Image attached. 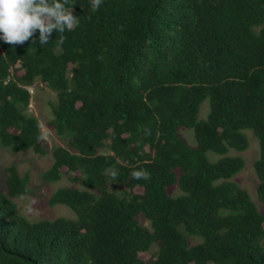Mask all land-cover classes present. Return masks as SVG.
Segmentation results:
<instances>
[{
    "label": "trees",
    "instance_id": "16d2710c",
    "mask_svg": "<svg viewBox=\"0 0 264 264\" xmlns=\"http://www.w3.org/2000/svg\"><path fill=\"white\" fill-rule=\"evenodd\" d=\"M69 5L79 24L62 44L59 33L40 46L0 41V144L48 155L29 88L55 92L51 125L69 148H52L43 180L68 179L49 204L75 218L30 221L15 201L31 192L29 174L7 167L0 264H264V210L233 180L245 159L229 156L249 149L252 131L264 204V0ZM141 169L148 178L133 179ZM175 186L183 195L168 193Z\"/></svg>",
    "mask_w": 264,
    "mask_h": 264
},
{
    "label": "rangeland",
    "instance_id": "374dc122",
    "mask_svg": "<svg viewBox=\"0 0 264 264\" xmlns=\"http://www.w3.org/2000/svg\"><path fill=\"white\" fill-rule=\"evenodd\" d=\"M263 26L256 27L258 32ZM30 91L32 94V101L30 111L38 117L43 128V140L45 147L48 148L49 154L42 156L36 154L33 150L22 153H14L10 149L2 147L0 144V190L6 192V168L15 165L19 168L22 175L29 174V187L31 192L24 196L17 198L15 201L19 205L20 212L32 222H40L42 220H55L59 217L75 218V213L64 205L51 206L49 204L50 197L59 189L69 186V181L65 177L58 182L51 184L43 180V173L48 170L53 164L51 150L56 145H61L69 148V141L56 134L51 125L53 119L52 104L57 101L56 93L50 90L45 84L38 82ZM210 101L207 99L201 107L199 118L206 120L210 114ZM180 135L186 140L191 147H197V139L193 129L181 127L179 129ZM249 136L250 147L245 152L232 151L229 156H242L246 161L244 170L234 177V181L246 189L252 199L257 203L260 210H264V204L259 202L257 196L258 178L255 173L254 163L260 156V146L257 138L252 131L247 130ZM207 157L211 162H218L222 156L209 151ZM140 192V189L136 190ZM168 193L173 197L183 195V192L178 186L168 189ZM141 223L148 226V222L141 218ZM157 247H154L150 252L141 253L140 258L147 261L154 257Z\"/></svg>",
    "mask_w": 264,
    "mask_h": 264
},
{
    "label": "clouds",
    "instance_id": "9594fccd",
    "mask_svg": "<svg viewBox=\"0 0 264 264\" xmlns=\"http://www.w3.org/2000/svg\"><path fill=\"white\" fill-rule=\"evenodd\" d=\"M104 0H90V7L99 9ZM79 24L73 15L69 0H0V41L22 45L30 41L46 45L53 33L60 34L57 44L63 43V34ZM38 32V35H37ZM116 176L115 170L110 174ZM147 171H132L136 180L147 179Z\"/></svg>",
    "mask_w": 264,
    "mask_h": 264
},
{
    "label": "built area",
    "instance_id": "2783aa9c",
    "mask_svg": "<svg viewBox=\"0 0 264 264\" xmlns=\"http://www.w3.org/2000/svg\"><path fill=\"white\" fill-rule=\"evenodd\" d=\"M31 88H32V87H31ZM31 88H29L30 91L32 90Z\"/></svg>",
    "mask_w": 264,
    "mask_h": 264
}]
</instances>
